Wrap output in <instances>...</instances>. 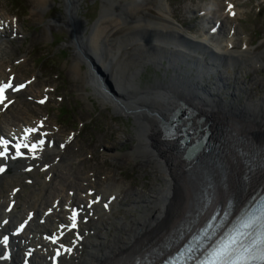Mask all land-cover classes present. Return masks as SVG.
Here are the masks:
<instances>
[{
    "label": "bare ground",
    "instance_id": "bare-ground-1",
    "mask_svg": "<svg viewBox=\"0 0 264 264\" xmlns=\"http://www.w3.org/2000/svg\"><path fill=\"white\" fill-rule=\"evenodd\" d=\"M232 1L234 0H223L222 8H218L219 6L203 8L200 10L201 14L205 19L215 16L216 23L219 20L227 21L229 17L224 15L225 12L237 10ZM78 3L79 0H65L66 20L74 36L77 60L85 63L88 69L85 73L87 85L94 89L103 104L109 103L113 106V111L132 117L135 125L133 130L136 144L130 151L116 154L115 157L118 156L124 161L133 157L138 158L142 165L149 167L160 179V182L153 186V192L140 200L142 209L139 215L132 216L129 222L120 220L121 225L118 228L123 230L120 234L109 240L96 237L94 242L87 243L86 253L79 255L85 264L126 263L131 261L132 257L138 256L145 246H155L159 239L168 240L183 223L195 217L203 201L206 184L213 185L212 191L217 197L215 202L224 199L226 194L230 195L236 187L241 190L239 193L241 198L251 192L259 175L253 174L250 180L244 178L245 159L240 153L242 150L253 152L255 149H260V155L264 158V95L261 97L255 95L253 99L254 94L247 92L243 101L224 99L215 91V88L220 90L224 86L221 78H217L215 86L203 88L199 83L203 79V69L206 66L199 62L198 57L187 63L197 68L193 76L192 71L183 69L182 72L187 74L185 76L168 77L164 74L154 82L141 85L140 80L137 79L139 69L127 70L125 67L128 65L125 64L124 56L144 45L148 48L156 46L160 54L150 59L161 65L159 60L166 58L168 61L166 68L174 70L177 67L181 68L177 66L178 61L183 62L187 55L193 57L190 52L202 47L203 51L209 52L206 69L214 74L215 71L222 70L223 66L247 65L257 60L259 55L253 54L254 50L246 43L240 49L243 53L238 52L239 50L231 52L234 47L231 31L228 33V40L224 43L213 42L207 32L203 37L195 38L189 30L171 19V12L165 7L160 9L164 13L162 17L152 18L147 14L151 18V23H133L143 15L131 19L129 10L123 12V17H127L126 19L133 25L127 31L128 39L123 35L115 40L116 47L109 50L103 47L100 50L98 44L102 30L107 24L106 21H109H105L108 8L102 9L94 29L87 36L85 32L83 33L84 28L79 24ZM155 18L168 26L157 24ZM207 24L206 19L205 26ZM0 29L2 34L0 52L6 54L12 49L9 36L16 31L14 19L3 14L0 18ZM181 37H190L191 41L186 43ZM126 46H131V50H125ZM122 72L126 73L123 74L125 78ZM3 75L0 76V80L6 77L5 73ZM208 76L210 77V74ZM29 94H31L29 91L24 94L11 92L7 95L6 101L0 104V136H5L9 140L27 139L23 133L29 128L34 129L29 136L30 140L37 139L36 147L25 151L21 163L13 154L0 155V169L10 166L14 169L13 176L7 178L5 184L12 181L13 177L15 180L20 179L21 174L28 180L25 174L27 167L46 166L43 163V154L49 151H62L70 144L73 135L69 133L64 137H57V133L54 132L56 126L48 121L46 114L40 117H32L28 114L21 101ZM231 96L235 97L236 94L231 93ZM180 108H185L190 115H197L193 121L198 122V126L203 124L204 127L205 121L209 120L210 126L218 129L221 136L225 137L226 142L222 144L225 169L223 176L219 175L220 169L214 170L206 162L201 166L203 172L207 171L206 173L197 168L183 167V162L180 163L178 154L174 152L176 148L163 140L168 126L182 116L183 111ZM38 120H41L40 124ZM42 138H45L43 144L40 141ZM240 147L243 149L241 150ZM53 173L57 174V170L55 169ZM53 173L51 172L50 175ZM61 175L62 173L59 174L60 177ZM46 183L44 189L48 191L49 196L46 197L45 202H40L44 197L38 189L33 190L22 202H19L18 195L11 192L4 196L0 194V235L8 237L7 244L0 240V251L5 246H9L11 250L10 258L7 260L2 257L4 252L0 253V264H23L25 259L28 260V264H54L51 255L52 248L57 243L77 247L75 236L71 237L70 234L72 230L69 226L72 221L58 214V211H62L70 215L72 208L68 206L73 203V197L68 192L59 195L63 189L62 183L55 180ZM101 190L98 204L94 202L96 195L93 196L89 191L85 194L84 204L89 210L95 211L101 206L108 210L112 201L118 199L117 194L120 193L121 187L101 186ZM9 202H13L12 207L9 206ZM102 208L101 210H104ZM46 210H50V213L46 214ZM29 214H33L32 217H29ZM18 219L26 221L29 227H25L20 234L15 235L13 232L19 225L15 223ZM61 225H64L62 229ZM76 228L79 229V226ZM86 231L88 232L89 229L86 228ZM52 232L54 233L52 236H58L56 242L45 238V234L50 235ZM50 249L52 251L49 261H46Z\"/></svg>",
    "mask_w": 264,
    "mask_h": 264
},
{
    "label": "rangeland",
    "instance_id": "rangeland-1",
    "mask_svg": "<svg viewBox=\"0 0 264 264\" xmlns=\"http://www.w3.org/2000/svg\"><path fill=\"white\" fill-rule=\"evenodd\" d=\"M40 1L43 2L0 0V11L14 19L16 29L15 33L9 36L11 51L6 54L0 52V76H4L3 73L6 77L13 74L15 82L30 81L19 92L31 93L21 101L28 114L32 117L46 114L48 121L56 126L54 132L57 133V137H64L69 133L73 135L70 144L62 151L44 153L43 163L47 164L46 167L27 170L28 180L21 174L20 179L15 180L13 177L12 181L5 184L4 181L13 176L14 169L8 167L6 171L1 172L0 194L4 196L12 192L18 195L19 202H22L33 190L38 189L44 197L40 202H45L49 194L44 189V184L46 182L49 184L53 180L62 183L63 189L59 195L70 193L73 203L82 208L80 232L84 230L86 233L73 252L62 256L59 264H85L79 255L86 253L87 243L94 242L98 236L109 240L120 234L123 231L118 228L121 225L120 220L129 222L132 216L139 215L142 209L140 200L153 192V186L160 182V179L149 167L142 165L138 158L133 157L124 161L118 156L115 157L116 154L130 151L136 144L132 117L113 111V106L109 103L103 104L94 89L87 85L85 73L88 69L85 63L77 60L74 36L66 20L65 0H46L43 3ZM222 1L79 0L77 14L81 28H84L83 33L88 36L100 18L102 9L108 8L105 21H109H106L105 28L102 27L104 30L98 45L100 50L103 47L109 50L116 47L117 38L123 35H126V39L129 37L127 31L133 25L126 19L127 17H123L122 13L125 11L131 12V19L143 15L141 19L133 21L138 24L151 23L150 17H162L164 13L160 9L168 8L172 15L171 19L199 39L209 27H213L215 21V16L206 18L208 24L205 26L206 19L200 10L216 6L222 8ZM233 4L237 8L233 12L234 15L227 14L230 18L221 21L219 33L215 32L210 37L213 42L224 43L228 38L229 28H233L234 47L231 52L238 50L242 52L240 49L246 43L254 50L253 54L259 55L254 62L247 65L223 66L222 70L213 74L206 69L209 63L205 57L206 53L197 50L190 52L193 57L187 55L183 62L178 61V64L176 62L181 68L176 66L177 68L173 70L166 68L168 66L166 58L159 60L161 65L150 59L160 54L156 46L148 48L144 45L136 50H131V46L124 47L125 50H131L124 56L125 64L128 65L125 68L129 71L139 69L137 79L141 85H145L162 78L164 74L168 77L185 76L187 74L182 72L183 69L192 71L193 76L197 68L187 63L200 57L199 62L206 66L203 69V79L199 83L203 88L215 86L217 78H221L224 86L220 90L215 88V91L224 99L243 101L247 92L254 94L253 99L255 95L263 96L264 0H234ZM154 20L157 24L166 25L157 18ZM123 74L126 73L122 72L124 77ZM231 93L236 96H231ZM38 96H44L47 100L40 104L37 102ZM55 169L57 174L53 173ZM108 185L121 187L120 193L117 194L118 199L112 201L110 208L101 210V206L93 212L83 210L85 206L82 202L86 201L84 194L87 190L93 189V195H100L101 186ZM13 186L19 189L15 192L12 190ZM58 214L64 215L62 211H58ZM86 228L89 229L88 232Z\"/></svg>",
    "mask_w": 264,
    "mask_h": 264
},
{
    "label": "snow or ice",
    "instance_id": "snow-or-ice-1",
    "mask_svg": "<svg viewBox=\"0 0 264 264\" xmlns=\"http://www.w3.org/2000/svg\"><path fill=\"white\" fill-rule=\"evenodd\" d=\"M4 87H8V85ZM4 87H0V95L3 94ZM71 219H75V213ZM252 225V220L243 221L235 233L223 241L210 254L209 259L204 264H251L252 261L264 262V249L259 247L264 245V232L257 239L246 243L247 237L251 233H246L244 229H250ZM74 226L75 224H73Z\"/></svg>",
    "mask_w": 264,
    "mask_h": 264
}]
</instances>
